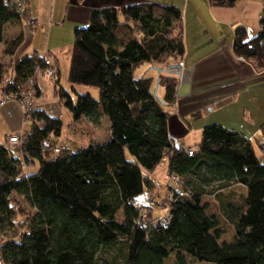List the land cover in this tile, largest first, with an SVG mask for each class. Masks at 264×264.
Instances as JSON below:
<instances>
[{"label": "trees", "instance_id": "trees-1", "mask_svg": "<svg viewBox=\"0 0 264 264\" xmlns=\"http://www.w3.org/2000/svg\"><path fill=\"white\" fill-rule=\"evenodd\" d=\"M238 1L209 3L233 8ZM260 17L258 34L237 27L233 41L234 54L258 72L264 71V8ZM27 19L28 5L20 16L0 0L5 56L15 55L23 35L5 41L4 27ZM181 22L179 8L154 3L92 11L88 27L76 30L71 52L68 83L75 102L61 87L58 63L38 52L0 65V84L12 69L5 94L27 90L39 70L53 69L55 94L73 123L87 119L99 126L107 119L110 131L106 144L92 140L70 151L49 142L61 136V118L35 108L20 158L0 143V264H102L106 257L112 264H169L173 256V264H187L188 257L204 264H264V144L210 124L190 156V148L177 147L170 135L168 109L176 104L178 61L185 53ZM161 64L156 80L134 75L144 65ZM79 86L97 89L98 98L79 94ZM33 90L40 97L37 85ZM55 148H61L57 155ZM163 164L180 184L168 187L167 224L146 201L158 189L152 174ZM235 185L246 192H223ZM205 196L219 200L234 231L231 242L222 240L225 231Z\"/></svg>", "mask_w": 264, "mask_h": 264}, {"label": "crops", "instance_id": "crops-1", "mask_svg": "<svg viewBox=\"0 0 264 264\" xmlns=\"http://www.w3.org/2000/svg\"><path fill=\"white\" fill-rule=\"evenodd\" d=\"M262 2L240 0L233 8H221L212 6L209 0H27L29 19L4 27L5 41L21 34L23 43L13 57L5 56L0 65L12 64L24 55L38 52L51 65L57 62L60 80L63 68L68 82L75 32L88 27L92 11H119L124 6L142 3L176 6L182 12L185 53L179 60L184 66L176 104L168 109L169 132L175 145L196 147L203 128L216 123L254 141L264 133V71L258 72L250 63L238 58L233 51V41L237 27H245L252 36L251 17H259ZM0 47L4 51V43ZM151 68L155 71L151 77L156 80L159 67ZM38 75L34 85L41 96ZM159 93L162 95L163 91ZM235 186L246 192L245 187Z\"/></svg>", "mask_w": 264, "mask_h": 264}, {"label": "rangeland", "instance_id": "rangeland-1", "mask_svg": "<svg viewBox=\"0 0 264 264\" xmlns=\"http://www.w3.org/2000/svg\"><path fill=\"white\" fill-rule=\"evenodd\" d=\"M253 2L260 3V0H252ZM263 5L260 7V12L264 8V0ZM263 6V7H262ZM257 18L256 16L251 17V22H253V29H250V33L252 36L257 34L260 30V17ZM6 57L1 50L0 47V62L3 60L5 61ZM180 63V61H179ZM11 64H4V67H8ZM165 68V64L158 65V67ZM63 67V66H62ZM151 65H144L140 68H138L135 71V77L139 78L141 76H154L155 71L152 70ZM49 70V69H48ZM48 70L42 71L39 70L38 78L39 83L42 88V94L40 97L36 98L34 96V107L43 109L50 113V115H53L55 117L61 118L63 122V128H62V134L59 138L52 137L49 142H53L58 147H64L66 149H69L70 151H76L80 148H86L90 145V142L93 140L97 145H104L106 144L110 139V131H109V124L107 119L106 121L101 122L99 126H95L87 119H82L80 123H73V116L70 112V110L61 102L60 98L55 94V88H54V78L50 77L48 74ZM11 67L8 68L7 73L5 74L4 81L7 79H10L11 76ZM37 73V74H38ZM4 81L0 84V99H3L8 94L4 93L3 86ZM35 79L31 81V83L27 84V90L33 89ZM61 87L64 88L71 96L72 100L76 101V94L71 90L70 84L67 82V74L66 71L62 68V77L60 80ZM34 85V86H33ZM77 91L79 94H91L93 98H98V91L95 88L90 87H83L79 86L77 87ZM26 106V104H25ZM24 108L22 103L19 101H7L4 103L0 102V143L4 144L6 143L7 139L10 136H21L25 132H27L30 129L31 126V114H27L24 112ZM26 113V114H25ZM219 124V123H216ZM262 137V136H261ZM261 137H258L261 139ZM20 148L17 146L15 148H12V153L14 156L20 158ZM53 153H56L53 151ZM58 153H56L57 155ZM257 154H259V151L257 150ZM54 155V156H56ZM127 161L133 162L134 158L131 157L129 154H126ZM146 174V173H145ZM153 180L156 182V185L158 189L156 191H150L147 195L146 201L151 204V207H153V215L154 217L158 214L162 216L163 218L167 214L168 206H169V199L172 196V193L169 191L168 187H174L176 189L180 188L179 186H176L175 183L172 180V177L167 172V166L166 164H163L159 166L156 171L152 174ZM172 181V182H171ZM244 189L240 186H232L230 189L223 191L224 193L233 192L236 196H241L244 192ZM205 203L209 204V210L208 212L210 214H213L217 216L219 219L221 226L223 230L225 231V235L222 237L223 241L231 242L234 236V231L231 225L225 221V219L222 217L220 213V203L219 200L214 198V196H205L203 198ZM22 207L24 208V211L30 212V208L26 203L21 202L20 203ZM146 213L148 215V211L146 210ZM151 213V212H150ZM158 215V216H159ZM9 237H13L15 234L14 229H12L10 232H7ZM108 263L105 261H102V264H112V257H106ZM174 256L168 260L169 264L174 263ZM116 264H122V261L120 259H117ZM187 264H204L200 263L192 258H187Z\"/></svg>", "mask_w": 264, "mask_h": 264}, {"label": "built area", "instance_id": "built-area-1", "mask_svg": "<svg viewBox=\"0 0 264 264\" xmlns=\"http://www.w3.org/2000/svg\"><path fill=\"white\" fill-rule=\"evenodd\" d=\"M5 2L9 5V7L11 9L15 10L20 16H23L25 14L26 8H27V0H5ZM179 65L182 68L184 66V63L182 61H180ZM48 74L50 77H53V78L55 77V72L53 69H49ZM9 84H11V78L5 80L3 86H7ZM34 96H35V91L33 89L24 90L18 94H8L3 99H0V102L4 103L7 101H14V100L19 101L23 105V108L25 110L24 112H26L27 114H31L35 109L34 103H33ZM25 104H26V106H25ZM259 141L264 144V133H263L261 139H259ZM5 145L7 148H10V149L15 148L16 146H17V148L21 147L23 145V135H21V136H10L7 139ZM194 150H195L194 148H190L188 150V154L190 156H192L194 153ZM53 151H55L56 153L59 154L61 151V148H55V149H53ZM172 180L176 186H179V182L177 179L172 178ZM168 218H169V213L167 212V214L162 218V222L167 224Z\"/></svg>", "mask_w": 264, "mask_h": 264}, {"label": "water", "instance_id": "water-1", "mask_svg": "<svg viewBox=\"0 0 264 264\" xmlns=\"http://www.w3.org/2000/svg\"><path fill=\"white\" fill-rule=\"evenodd\" d=\"M178 68H179V72H180V76H181V73H182L181 66L179 65Z\"/></svg>", "mask_w": 264, "mask_h": 264}]
</instances>
